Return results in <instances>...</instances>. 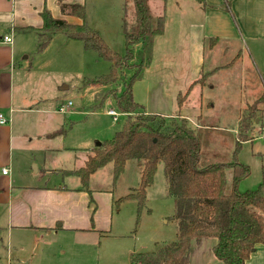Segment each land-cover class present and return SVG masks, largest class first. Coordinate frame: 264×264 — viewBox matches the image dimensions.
<instances>
[{
	"label": "rangeland",
	"instance_id": "rangeland-1",
	"mask_svg": "<svg viewBox=\"0 0 264 264\" xmlns=\"http://www.w3.org/2000/svg\"><path fill=\"white\" fill-rule=\"evenodd\" d=\"M191 1L196 3L194 0ZM148 4L153 13L164 15L165 30L163 35L156 37L159 44H156V50L154 48L152 51V66L141 70L139 75L142 76L139 81L150 80L164 84L166 89L164 91L167 94L164 96L166 105L169 106L170 96L173 101L171 110L166 112L175 111L169 115L178 116L182 113L177 114L175 110L179 107L177 96L186 93L185 86L189 82L187 43L190 41L191 29L188 22L200 18V15L194 9L185 7L183 16L174 5L161 11L163 0H148ZM85 8L89 25L98 32L111 50L123 54L125 41L122 23L125 13L129 17L132 15V0H85ZM73 17L78 20L76 16ZM58 37L65 36L62 32L54 33L53 39L44 47L45 49L37 50L34 46L29 53L33 64L34 58L36 59L38 67L36 69L39 71L34 72L32 69L30 74L21 78L26 84L23 87L25 95L30 99L36 98L28 105L34 110L25 114L22 119L16 118L12 122L13 131L15 135L27 133L35 136V133L41 130L37 125L38 117L44 113L42 110L50 109L51 117L46 118L48 123L51 126L64 127L63 131L49 136V139L42 138L43 141L50 142L53 148H60L49 153L46 161L59 158L58 166L78 168L91 147L110 138L121 128L125 114L115 105L111 91L120 93L124 82H127L132 74L136 75L138 67L133 65L120 73V78L115 83L101 85L87 82L91 78L107 74L111 63L102 59L94 50H88L85 58L79 54L75 58L68 56L61 49ZM209 44L210 41L207 39L205 72L213 65L210 64V59L214 53L217 64L228 61L230 52L233 56L241 51L247 59L242 61L239 58L229 69L231 74L220 73L216 79H211L210 85L214 84V87L202 88L200 91L202 95L198 91H192L187 100L188 105L183 104L180 110L186 111L188 124L196 129L200 138L202 164L233 160L246 164L249 173L239 181L238 189L253 190L261 182V166L264 163V45L253 48V43L247 42L249 48L252 46L249 53L246 45L242 44L232 52L230 47L227 48L226 44L219 42L216 50L209 53ZM79 45L83 49L81 42ZM136 49L138 46L135 45V53ZM25 62L24 66L27 69L29 63ZM134 62H138L136 56ZM37 82L41 83L39 89L33 86ZM224 82L226 87H221L220 84ZM132 84L136 87V78ZM62 85H66L67 88L59 89ZM149 87L154 89L156 86L151 84ZM156 90L157 88L152 93L144 92L141 97L145 100L144 108L148 111L156 109L154 106ZM134 99L136 100V97ZM260 99L263 103L258 106L257 115L252 123L253 128L246 133L247 139L242 140L239 145L238 129L241 119L245 116L244 109L240 107L247 102L254 105ZM68 102L71 104L67 110L57 109L60 103L66 105ZM111 108L116 111V116L108 112ZM54 109L60 114L53 112ZM63 122L66 123L62 124ZM54 129L50 132L52 133ZM15 143L18 150H14L13 160L18 180L27 184L36 182L79 184L76 176L64 177L57 173L39 176L34 165L38 164L41 156L40 141L16 140ZM65 147L74 149L68 151ZM112 169L111 163L98 169L88 184L100 207L104 209L108 204L110 208L109 221L100 223L102 229H99V232L60 230L55 235L47 237L50 244H46L41 238L43 235L41 232L12 229L9 234L6 217L3 216L5 221H1L3 225L0 227V264H9V261L11 264H132V258L139 252L153 250L155 243L173 240L176 232V223L172 217L174 200L166 193L163 163L157 164L153 181L146 188L145 206L139 212V217L135 200H124L119 203L115 200L138 186L140 167L136 161H128L124 171L115 180ZM226 173L230 184L231 169H227ZM4 213L1 209L0 215ZM202 241L200 248L202 251L197 256L194 250L197 244L191 246L192 264H202L206 261L212 264L213 261H218L223 264L215 258L210 248V244L216 240L204 238Z\"/></svg>",
	"mask_w": 264,
	"mask_h": 264
},
{
	"label": "trees",
	"instance_id": "trees-1",
	"mask_svg": "<svg viewBox=\"0 0 264 264\" xmlns=\"http://www.w3.org/2000/svg\"><path fill=\"white\" fill-rule=\"evenodd\" d=\"M196 1L205 3L204 0ZM132 4V15L129 17L125 13L122 23L123 54L111 50L98 32L87 24L83 4L60 5L63 13L81 19L76 24L53 17L48 9L41 13L43 24L38 34L39 50L46 46L52 34L62 32L70 39L82 41L84 48L96 51L111 63L107 74L87 82L115 83L120 73L133 65L138 67L136 75L132 74L124 82L120 93L111 91L115 105L125 114L121 128L99 145L91 147L83 164L68 172L77 176L80 188L90 194L88 184L98 169L111 163L115 180L128 161H136L140 167L138 186L115 201L135 200L138 216L145 206L146 188L153 181L157 164L162 162L166 193L174 200L175 237L155 243L153 250L139 252L132 258V264H189L192 243H200L204 238L216 240L212 251L223 264H245L256 246L264 245V163L258 187L240 191L238 183L249 173L246 164L237 160L202 164L200 138L186 118L146 112L143 105L134 100L132 83L149 64L153 39L164 32L165 19L163 14H154L150 10L148 0H132ZM135 45L138 46L136 53ZM177 99L181 104L185 95H179ZM261 102L262 99L244 109L245 116L238 129L239 145L253 128ZM62 128L50 136L63 131ZM227 169L232 171L230 184Z\"/></svg>",
	"mask_w": 264,
	"mask_h": 264
},
{
	"label": "crops",
	"instance_id": "crops-1",
	"mask_svg": "<svg viewBox=\"0 0 264 264\" xmlns=\"http://www.w3.org/2000/svg\"><path fill=\"white\" fill-rule=\"evenodd\" d=\"M194 1L196 3H193L191 0H166L161 8V11H165L166 7L174 5L184 16L183 9L187 7L194 9V11L200 15V18L188 22V26L191 29L190 41L187 43L189 50L187 57L189 63V82H187L185 86V99L181 104L178 103L177 99L179 107L175 109L177 110V114L182 113L178 116L186 118L187 121L188 116H185L186 111L180 109L183 107V104L188 105L187 100H189L192 91H198V93H200L202 88H213L214 84L210 85L211 79H216L220 73L231 74L229 73V69L239 58H241L240 60L242 61L247 59L243 56L241 51L235 53L233 56L230 52V59L227 58L228 61L226 60L224 63L217 64V58H215L214 53L212 59H210V64L213 65L208 72H205L207 55L205 42L207 39L210 41L208 46L209 53H213L216 50L219 42L226 44L227 48L230 47L232 52L235 51L239 44H242L246 45L245 47L248 49L249 53V49L252 46L249 48L247 42L253 43V48L264 45V0H204V4H200L196 0ZM71 2L83 4L85 8V0H0V36L9 34L12 38L10 43H0V113H2L7 120L4 124H0V210L2 209V212L3 210L5 212L3 215H0V227L3 225L1 221H5V218L3 219L4 216L6 217L9 234L12 229H27L34 232H41L43 233L41 238L46 244H50V239L47 237L52 236V234L55 235L60 230H93L99 232V229H102L100 228V223H107V221H109V205L106 204L104 209H102L100 204H98V200L93 197L92 192L89 194L88 190L80 188L79 179V184L75 183L74 185H69L64 182L58 184H47L46 182L27 184V182H22L16 178L17 173L14 167L13 154L15 149L18 150V145L15 143L16 140L18 142L20 140L32 141L36 139L41 143L39 148L41 156H39L38 164L35 163L36 165H34L35 171L39 176L47 173H57L64 177L75 176L68 171L76 168H62L58 166L60 165L59 158L46 161V157L49 153L60 150L58 147L53 148L54 146L50 142L42 140V138L49 139L51 134L50 131L53 128H55L54 131L60 129V126H51L50 123H48L46 118L51 117L50 114L52 111L50 109L42 110L44 113L38 117L37 125L41 130H38L35 136H30V134L27 133L15 135L12 123L16 118L22 119L25 117V114L34 110L28 107V105L36 98L30 99L25 95L23 87H25L26 84L21 76H27L31 73L32 69L34 72L39 71L36 69L38 68L36 59L34 58L33 64V60L30 59L31 54L29 53H31L30 51L34 46L35 49L38 50L37 35L43 24L41 13L44 9H48L55 18L65 19L69 23H79L81 22L80 18L76 16L78 19L76 20L73 17L75 15L71 16V14L61 11L60 5L62 3ZM85 20L89 25L86 19V8ZM163 33L161 35H163ZM53 36L54 34L51 35L50 40L46 44L47 46L53 39ZM64 36V38L58 37V40L61 41V49H63V52L74 58L77 57L78 54L85 58L86 52L90 49L84 48L82 41L70 39L65 34ZM156 37L157 36L153 39L152 51L154 48L156 50V44H159ZM79 42H81L83 49H81ZM25 61L29 63V68L27 69L24 66L26 63ZM151 62L152 56L149 64L143 69L150 68L152 66ZM141 76L138 79L136 78V87L132 84V95L133 98L136 97V100H134L138 103L141 102L140 104L144 107L146 102L141 98L144 92L152 93L154 89L157 88L154 103L156 107L155 111H148L147 108H144V110L166 117L177 116L169 115L175 113V111L166 112L171 110L173 101L170 96L169 106L166 105L167 101L164 99V96L167 94L164 91L166 90L164 84L150 80L139 81ZM40 84V82H37L34 83L33 86L39 89ZM151 84H154L156 87L154 89L149 87ZM220 86L226 87V83L224 82L220 84ZM16 99L17 103L15 104ZM263 101L261 103H263ZM248 104L251 103H245L240 109H245ZM61 105L62 103L58 105V110ZM212 106L213 105H211V107ZM57 109H54L53 112L60 114ZM36 112H39V110H36ZM64 123L66 122L62 124ZM61 126L64 127L63 125ZM62 148L64 149V147ZM65 149L71 151L74 148L65 147ZM2 168H6L7 172L2 173ZM202 242L192 243L197 244L194 249L196 256L202 251V249H200L202 248ZM214 243L215 242H212L210 244L211 251ZM192 259L193 252H191L190 249L189 264H192ZM213 263L220 264L218 261H213ZM9 264H11L10 261ZM202 264L212 263L206 261ZM245 264H264V245L259 244L256 246Z\"/></svg>",
	"mask_w": 264,
	"mask_h": 264
},
{
	"label": "built area",
	"instance_id": "built-area-1",
	"mask_svg": "<svg viewBox=\"0 0 264 264\" xmlns=\"http://www.w3.org/2000/svg\"><path fill=\"white\" fill-rule=\"evenodd\" d=\"M11 40H12V38H11V36L9 34H4V35L0 36V43H10ZM70 104L71 103L68 102V104H66V105H61L59 110L60 111L67 110ZM108 112L111 115H114V116L117 114L113 109L109 110ZM6 121H7L6 118L3 116L2 113H0V124H4ZM6 172H7V169L6 168H2V173H6Z\"/></svg>",
	"mask_w": 264,
	"mask_h": 264
},
{
	"label": "water",
	"instance_id": "water-1",
	"mask_svg": "<svg viewBox=\"0 0 264 264\" xmlns=\"http://www.w3.org/2000/svg\"><path fill=\"white\" fill-rule=\"evenodd\" d=\"M65 88H67V86L66 85H62V86H60V89H65ZM100 143H97V145H99Z\"/></svg>",
	"mask_w": 264,
	"mask_h": 264
}]
</instances>
